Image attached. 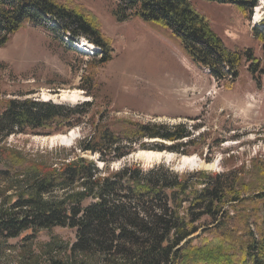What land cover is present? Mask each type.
<instances>
[{
    "label": "trees",
    "instance_id": "trees-1",
    "mask_svg": "<svg viewBox=\"0 0 264 264\" xmlns=\"http://www.w3.org/2000/svg\"><path fill=\"white\" fill-rule=\"evenodd\" d=\"M205 1L234 5L243 13H252L259 2ZM70 3L0 0V49L29 24L73 40L86 37L100 49L103 64L111 61L110 40L96 17ZM113 15L168 29L195 65L229 87L243 66L253 75L264 73L254 51L227 46L193 0H115ZM261 23L253 32L264 50V19ZM92 107L93 100L74 106L33 97L4 101L0 182L12 192L0 205L1 238L31 229H76L67 256L53 264H264V173L252 179L236 168L180 173L164 162L149 168L127 162L110 170L137 144L146 147L145 139L162 140L157 150L186 155L197 138L186 124L129 123L115 131L101 121L75 146L98 159L77 154L57 166L29 161L1 145L15 135L71 131Z\"/></svg>",
    "mask_w": 264,
    "mask_h": 264
},
{
    "label": "rangeland",
    "instance_id": "rangeland-1",
    "mask_svg": "<svg viewBox=\"0 0 264 264\" xmlns=\"http://www.w3.org/2000/svg\"><path fill=\"white\" fill-rule=\"evenodd\" d=\"M70 4L96 17L102 34L110 40L113 59L103 64L100 50H94L95 55L81 48L77 51V41L90 42L86 37L73 40L68 34L28 24L0 49V110L11 98L42 99L51 94V101L70 106L93 100L91 112L67 141L50 137L69 130L45 136L15 135L2 142L5 149L29 161L57 166L77 154L98 159V154L80 152L75 146L101 121L115 131L129 123H181L197 137L186 155L157 150L154 146L162 140L145 139L146 147L137 144L132 154L111 163L110 170L127 162H140L145 168L164 162L180 173L236 168L247 179L264 173V73L253 75L243 66L229 87L208 69L195 65L168 29L138 18L118 21L113 15L115 0H71ZM193 5L227 46L251 48L264 70V50L253 32L254 27L263 26L258 20L264 19V0H259L252 13L205 0H193ZM65 89L82 90V95L74 103L61 102ZM140 151L162 155L148 158ZM185 156L194 159L186 161ZM5 184L0 182V205L12 192ZM75 239L76 229L70 227L0 237V264H53L67 256Z\"/></svg>",
    "mask_w": 264,
    "mask_h": 264
},
{
    "label": "bare ground",
    "instance_id": "bare-ground-1",
    "mask_svg": "<svg viewBox=\"0 0 264 264\" xmlns=\"http://www.w3.org/2000/svg\"><path fill=\"white\" fill-rule=\"evenodd\" d=\"M256 18H257V16H256ZM78 46L82 50H85L87 52H94V50H95V45L91 42H87L86 40L81 41L78 44ZM81 95H82V90H79V89L62 90L61 91V102L65 101V102L74 103L77 98L81 97ZM51 98H53V96L51 94H44V98H42V100L47 101V100H51ZM72 131H73V129L71 131H69L68 134H59V135L51 136L50 139H52V140L61 139V140L67 141L70 139ZM138 153H140V155H142V156L144 155L148 158H151L153 156H161L162 155L161 153H155L153 151H140ZM191 159H194V156H185L184 157V160H186V161H190Z\"/></svg>",
    "mask_w": 264,
    "mask_h": 264
}]
</instances>
